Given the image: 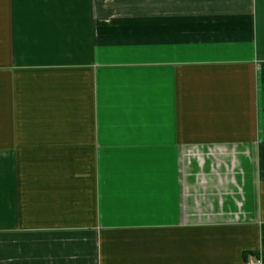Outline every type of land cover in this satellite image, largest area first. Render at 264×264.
Segmentation results:
<instances>
[{"label":"crops","instance_id":"crops-1","mask_svg":"<svg viewBox=\"0 0 264 264\" xmlns=\"http://www.w3.org/2000/svg\"><path fill=\"white\" fill-rule=\"evenodd\" d=\"M264 0H0V264H263Z\"/></svg>","mask_w":264,"mask_h":264},{"label":"trees","instance_id":"trees-1","mask_svg":"<svg viewBox=\"0 0 264 264\" xmlns=\"http://www.w3.org/2000/svg\"><path fill=\"white\" fill-rule=\"evenodd\" d=\"M262 263L264 264V224L262 225Z\"/></svg>","mask_w":264,"mask_h":264}]
</instances>
